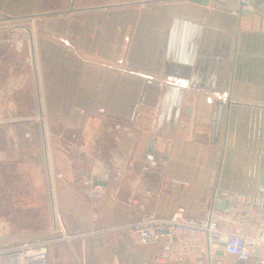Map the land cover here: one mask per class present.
I'll list each match as a JSON object with an SVG mask.
<instances>
[{
    "label": "crops",
    "instance_id": "crops-1",
    "mask_svg": "<svg viewBox=\"0 0 264 264\" xmlns=\"http://www.w3.org/2000/svg\"><path fill=\"white\" fill-rule=\"evenodd\" d=\"M208 3L0 0V26L39 18L20 47L28 51L21 57H37L38 81L30 64L27 93L8 87L0 103L27 101L8 108L32 113L28 122L39 112L40 86L48 145L27 143L26 171L37 176L43 200L54 189L60 225L46 241H36L43 226L27 242L49 244V264H158L160 249L134 246L127 232L144 212L169 219L182 207L201 217L219 193L260 196L264 11L241 9L240 0ZM12 29L0 27V37ZM8 152L0 146V160ZM148 152L163 164L145 172ZM13 165L0 162V176L26 172ZM95 187L105 201L84 194ZM38 213L41 225L48 214L56 218L43 201ZM6 238L1 243L13 244ZM229 262L241 264L230 257L182 264Z\"/></svg>",
    "mask_w": 264,
    "mask_h": 264
},
{
    "label": "built area",
    "instance_id": "built-area-1",
    "mask_svg": "<svg viewBox=\"0 0 264 264\" xmlns=\"http://www.w3.org/2000/svg\"><path fill=\"white\" fill-rule=\"evenodd\" d=\"M209 4L226 0H208ZM251 8L248 5L241 8ZM253 9V8H251ZM254 10V9H253ZM40 124L32 125L27 132V143L35 147L42 145L41 134L47 130L45 105L36 100ZM45 118V123L43 119ZM45 130V131H44ZM47 134V133H46ZM48 142L46 141L45 145ZM13 145H10L12 148ZM47 149V147H46ZM8 152V150H7ZM15 158L14 152H8L0 160L8 163ZM87 161L91 157L86 156ZM163 162L152 152L145 154L142 162L143 171L162 166ZM48 178L53 175L52 160L49 152L45 157ZM84 194L90 200L105 201L103 189L87 188ZM228 202V210L213 209L207 216L193 217L182 207L177 208L169 219H162L156 209L144 212L140 219L127 227V232L134 246L158 247V264H182L190 261L209 259L226 260L229 257L241 264H264V211L263 198L251 197L242 193H219L215 203ZM43 203L51 206L57 215L54 189L44 198ZM61 231L62 228H60ZM64 239H69L65 236ZM0 239V264H49V244L34 245L22 243L17 247ZM70 240V239H69Z\"/></svg>",
    "mask_w": 264,
    "mask_h": 264
},
{
    "label": "rangeland",
    "instance_id": "rangeland-1",
    "mask_svg": "<svg viewBox=\"0 0 264 264\" xmlns=\"http://www.w3.org/2000/svg\"><path fill=\"white\" fill-rule=\"evenodd\" d=\"M37 19L39 18L35 17L29 20H22L19 23H16L17 25L15 26L11 25L12 27L18 26L20 29H12L9 26L7 27V25L0 26L7 31H11V29L13 30V32L10 33V38L8 40L0 37V91H6L9 87L13 88L11 91L14 93H27V75L33 76L32 67H34L35 72L37 73L38 59L35 56L34 62L32 59H27V55H25V58L24 56L21 57L24 48L20 47H23V44L25 43L23 37L25 35L28 36L29 33L26 28L31 30L32 33L35 32V20ZM6 47H9V50H7ZM24 50L27 51V49ZM27 65H29L28 70ZM27 72L30 74H27ZM35 76H37L38 81V73L35 74ZM36 85L40 94V86L37 83ZM25 98L26 97L23 96L21 99L25 100ZM34 100L36 101V98H34ZM7 103L8 105L6 106L5 104L0 103V144L3 143L0 146L3 150L9 149L10 152L16 153L17 157L10 162L12 164L15 163L13 166L16 167H20V165L24 164V166L20 168H22L23 171H26L27 126L31 127L32 125H36V123L39 125L40 121L38 116L40 115H38L37 112L34 113L32 116L33 118L28 119L27 122V115H31L32 113L27 114V110L22 113H14L12 108H8L9 105L14 104H20L23 105V107H27V101H22L20 103L9 101ZM43 121L45 123V118ZM10 145H13L12 148ZM16 169L22 170L19 168ZM42 201L39 181L34 173H28L26 171L0 176V238L8 237L6 239L13 240L11 247H17L16 245L22 243L33 244L36 241H46L48 239L47 232H49V236L52 235V231L55 229V224L57 226L60 225V223H58L56 218L54 220V218L48 214V221L45 218L46 222L44 221V225H41V222L43 224V220L40 222L38 212ZM43 226H45V228ZM42 227L45 229V236L42 239H36V241L30 238V241L27 242V234H38L41 230L43 231ZM228 264L234 263L229 262Z\"/></svg>",
    "mask_w": 264,
    "mask_h": 264
},
{
    "label": "water",
    "instance_id": "water-1",
    "mask_svg": "<svg viewBox=\"0 0 264 264\" xmlns=\"http://www.w3.org/2000/svg\"><path fill=\"white\" fill-rule=\"evenodd\" d=\"M249 6L253 8L255 11L263 10L264 11V0H240L241 8L245 6ZM260 197L263 198V211H264V177L261 178V185H260ZM217 209L223 208L224 210H228L229 203L227 202L225 205L222 202H217L216 204Z\"/></svg>",
    "mask_w": 264,
    "mask_h": 264
},
{
    "label": "bare ground",
    "instance_id": "bare-ground-1",
    "mask_svg": "<svg viewBox=\"0 0 264 264\" xmlns=\"http://www.w3.org/2000/svg\"><path fill=\"white\" fill-rule=\"evenodd\" d=\"M38 101H40V100H42V96H41V94H39L38 96H37V98H36ZM43 101V100H42ZM45 131V130H44ZM47 133V130L45 131V133L42 135L41 134V138H42V145H43V147H44V149H45V144H46V141H47V139H46V136H48V134H46ZM46 150V149H45ZM46 155H47V151H46Z\"/></svg>",
    "mask_w": 264,
    "mask_h": 264
}]
</instances>
